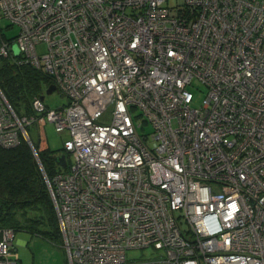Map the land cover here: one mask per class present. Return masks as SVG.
<instances>
[{
	"label": "built area",
	"instance_id": "obj_1",
	"mask_svg": "<svg viewBox=\"0 0 264 264\" xmlns=\"http://www.w3.org/2000/svg\"><path fill=\"white\" fill-rule=\"evenodd\" d=\"M0 19L18 26L0 59L67 99L19 113L0 87V146L32 148L69 264H264V0H0ZM46 121L69 135L50 179ZM13 238L0 229V264Z\"/></svg>",
	"mask_w": 264,
	"mask_h": 264
},
{
	"label": "trees",
	"instance_id": "obj_2",
	"mask_svg": "<svg viewBox=\"0 0 264 264\" xmlns=\"http://www.w3.org/2000/svg\"><path fill=\"white\" fill-rule=\"evenodd\" d=\"M5 65L0 73V87L11 105L13 98L19 96V77L24 74L23 70L30 80L28 90H25L27 97L31 95L29 103L34 95H38L41 78L46 84L51 82L48 75L27 64L13 65L6 61ZM29 103L26 112H29ZM61 153L63 151L49 147L37 150L49 179L56 170L55 156ZM3 228L23 229L36 236H52L61 241L57 213L47 183L32 148L22 136L15 146H0V229Z\"/></svg>",
	"mask_w": 264,
	"mask_h": 264
},
{
	"label": "rangeland",
	"instance_id": "obj_3",
	"mask_svg": "<svg viewBox=\"0 0 264 264\" xmlns=\"http://www.w3.org/2000/svg\"><path fill=\"white\" fill-rule=\"evenodd\" d=\"M173 1L174 0H170V2ZM0 27L2 28L3 33L8 37L14 36L18 33V26L13 25L10 27V24L4 19H0ZM37 49L39 52L44 51V44L38 45ZM6 61L13 64L14 59L11 57L8 59H0V73L3 71V68L6 67ZM23 72L24 74L19 77V96L14 97L12 100V105L17 109V111H19V113L26 112L27 105L29 103L28 99L31 97V95H29V97L26 95L30 80L26 75V71L23 70ZM39 86L40 89L37 94L44 96V103L49 107L56 108L66 103V97L58 89L53 90L51 93H46V83L42 78L39 80ZM190 90L194 95L192 105H198L204 96V87L198 83H194V85L190 87ZM99 120L101 122H109V111L103 113ZM27 131L32 141L37 143L39 139L37 128L33 125L28 126ZM43 136L47 141V146L51 150H55L57 152L64 151L63 141L69 137L68 132L56 131L54 125L48 121H46L43 126ZM66 158L68 165L72 163V157L68 153H66ZM13 244L19 258L16 264H69L66 250L62 244V239L60 241L58 238H54L52 236L51 238L36 236L26 230L18 229L14 231ZM156 252L157 250L152 246L130 248L127 250V259L129 262H136L152 258Z\"/></svg>",
	"mask_w": 264,
	"mask_h": 264
},
{
	"label": "water",
	"instance_id": "obj_4",
	"mask_svg": "<svg viewBox=\"0 0 264 264\" xmlns=\"http://www.w3.org/2000/svg\"><path fill=\"white\" fill-rule=\"evenodd\" d=\"M53 90H55L54 84H49L46 88V93H51ZM41 98H43V95H40ZM55 160L57 164H59L62 168L66 166V159H65V153L57 154L55 156Z\"/></svg>",
	"mask_w": 264,
	"mask_h": 264
}]
</instances>
